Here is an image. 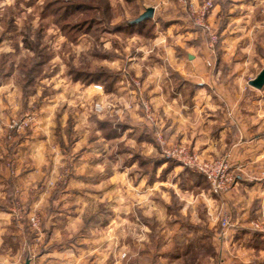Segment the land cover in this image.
Wrapping results in <instances>:
<instances>
[{
	"label": "crops",
	"instance_id": "crops-1",
	"mask_svg": "<svg viewBox=\"0 0 264 264\" xmlns=\"http://www.w3.org/2000/svg\"><path fill=\"white\" fill-rule=\"evenodd\" d=\"M126 1L139 5L141 15L147 9L154 8L152 21L156 30L154 38L149 40L141 34H112V38L120 39L122 36L133 43L131 46L135 52L128 54L127 63L122 69L113 67V70L121 72L126 69L132 77L141 80L145 95L152 102L156 114V133H162L171 143L188 145L206 158L229 156L237 173V183L228 193L217 196L199 184L191 183L195 188H187L185 180L177 178L171 185L175 191L170 194V201L167 194L160 193L163 201L158 206L152 204L150 198V192L155 190L154 184H148L149 188L141 192L139 190H143L142 186L147 184L146 178L138 183L135 179H124L133 191L122 200L119 195L113 197L115 199L110 206L111 228L119 233L121 221L129 216L135 204L141 208L144 217L151 216L153 212L149 209L152 206L166 219H174L167 223L170 229L183 228L182 231L188 232L189 241L175 244L177 251H183L178 258H191L193 251L204 250L207 243L212 253L203 255L202 260L199 258L198 264H264V231L254 234L252 229V221L264 216V180L261 178L264 173V88L257 90L245 83L249 73L248 60L230 63L229 37L223 39L217 55L211 52L206 36L189 22L184 8L176 0H146L154 4H146L145 0ZM191 1L198 4L202 0ZM216 10L210 17L211 24L216 21ZM164 24L167 26L163 27ZM120 61L123 60L117 57L112 63ZM210 61L215 63L212 68L205 65ZM128 79L119 77L110 94L96 91L94 85L92 88L97 92L95 101L105 103L109 96L116 99L122 107L116 108L117 117L114 119L117 120H112V123L122 122L131 146L138 142L153 147L145 137L144 140L140 139L142 142L137 139L139 133H143L139 131V125L146 127L147 124L138 111V104H135L133 85ZM82 89V85L75 83L64 89L60 96L71 106L74 102L71 96H78L77 91ZM85 92L82 90L80 96ZM19 94H22L20 102ZM14 96L16 105L10 102ZM23 96L18 88L12 91L9 80L0 83V264H26L28 260L31 264H104L103 246L93 241L94 232L103 229L102 226L98 227L97 221L93 222V217L99 215L98 202L103 200L87 191L78 193L73 187L78 184L85 187L108 185L114 191L115 186H119L121 174L134 168L135 164L121 173L118 161L102 167L101 163H90L91 159H86L88 161L74 167L78 177L61 182L54 176L67 163L60 148L61 143L71 141L73 134H78L81 137H78L79 141L73 149L84 148L88 143L84 153L96 155L102 151L106 139L103 125L109 121L101 119L95 137L88 140L84 125L86 121L82 117L69 126L70 132L55 133V127L50 125L53 116L49 114L43 117L46 121L35 118L31 133L13 134L11 137L3 132L8 116L13 117L17 112L21 116L26 109H31L32 101H24ZM51 97L49 103L55 108V96ZM66 114L64 126L68 124ZM147 128V133H154L153 128L148 125ZM47 153L55 156V166L48 171L53 175L51 178L43 173L46 166L52 164L44 161ZM88 170H92L96 177H89ZM167 180L158 183L163 186ZM173 196L175 201L180 202L174 210L171 207ZM78 200L84 206L80 211H76L78 209L75 207V204H79ZM121 201L129 204H120ZM220 208L232 213V226L226 230L218 224ZM199 211H203L202 216L198 214ZM32 217H38L43 227L39 235L31 227L29 220ZM189 217L192 223L190 229H185L180 221ZM85 218L92 223L85 232L92 235H83L81 240L72 241L68 234L77 233ZM194 219L198 222H193ZM223 232L225 234L221 236ZM199 235L202 236L200 241H205H198ZM193 238L196 239L194 244L190 242ZM164 245L168 247L171 242ZM116 250L115 257H111L108 264H121L119 246ZM142 256L148 254L143 251ZM198 256H194L195 259ZM159 259L167 261L169 258L166 254L159 256ZM124 264L140 263H130L128 259Z\"/></svg>",
	"mask_w": 264,
	"mask_h": 264
},
{
	"label": "rangeland",
	"instance_id": "rangeland-1",
	"mask_svg": "<svg viewBox=\"0 0 264 264\" xmlns=\"http://www.w3.org/2000/svg\"><path fill=\"white\" fill-rule=\"evenodd\" d=\"M213 2L217 14L216 21L213 22L212 26L213 32L218 36V42L214 49L210 50L217 55L216 52L219 49L217 47L220 46L224 38L229 37L231 44L229 61L234 64L235 61L243 60L246 62L248 60L249 73L245 78V83L248 84L254 76L257 77L264 69V0H213ZM145 3L154 4V2L148 3L146 0ZM98 4H102L104 8L101 14H97L95 11L87 12L90 6L95 7ZM138 6L137 4L128 3L126 0H0V83L9 80L12 91L14 88H18L19 92H23L24 101H32L30 103L31 109H26L21 116L18 112L13 117L8 116L9 120L4 126L3 132L11 137L13 134H29L33 131L36 117L46 121L43 117L46 118L50 114L53 116L50 125L55 127V133L70 132L68 130L69 126L82 117L86 121L84 125L86 126L85 131H87L84 133L88 135V140H91L96 135V128L100 127L101 119L108 120L109 122L103 125V135L106 139L105 143L102 144V151L97 152L96 155L94 153L92 155L84 153L88 143L84 148L73 149V146L79 141H77L78 137H81L78 134H73L71 141L62 142L60 145L67 163L60 172L57 171L58 175H54L61 179V182L64 179L78 177V171L74 167L88 161L86 159H91L89 160L90 163L99 162L103 165L102 167L106 164L110 166L113 162L115 164L118 161L121 173L128 166L135 164L134 168L128 170L124 175L121 174L122 178L119 186H115L114 191H111L108 185L103 187L88 185L85 187L78 184V186H74L75 188L73 187L78 193L87 191L88 194H94L97 199L103 200L98 202V217H93V222L97 221L98 227L102 226L103 229L94 232L93 241L103 246L104 264H108L112 259L111 257H115L113 255L117 251V246H119L118 253L121 264L127 263L128 259L130 263L138 261L140 264H196L199 258L202 260L203 255H211L212 250L207 243L204 244V250L193 251V255L187 260L178 258L183 251H177L175 245L176 242L189 241L190 237L185 229H190L189 226L192 223L190 217L188 220L182 219L180 221V225H184L185 231H182L183 228L173 230L168 227V222L172 221L173 218L166 219L160 215L159 210H154L152 206L149 209L153 212L150 213L151 216H148L149 218L144 217L141 208L138 204H135V208L128 214L129 216L125 214L126 219L121 221L119 233L111 228L112 213L110 206L112 200L115 199L113 197L119 195L120 200H122L124 196L133 191L132 186H129L124 179H135L138 183L141 179L146 178L147 184L142 186L141 189L143 190H139L141 192L154 184L155 190L150 192V198L152 199L151 203L158 206L163 201V198L159 196L160 193L167 194V199L170 201V194L175 191L174 186L171 185L177 178L185 180L184 184L187 188H195V185L193 187L191 183L199 184L212 193L209 184L202 175L182 166L178 161L164 156V147L160 143V137L170 145L181 143H171L162 133H156L157 119H155V123L147 121L141 104L143 100L149 101L151 105L152 102L145 95L141 80L132 77V74L126 69L121 72L116 69H114L116 71L113 70V67L123 68L127 63L126 57L128 54L133 53L134 49L131 46L133 43L128 42L126 38L122 36L120 39L112 38L111 35L114 34L112 33V26L117 24L118 21L121 23L123 20L133 21L137 19L141 15ZM183 10L185 11V9ZM185 14L193 25L190 15L186 11ZM98 19L102 20L104 25L100 24L97 21ZM233 20L236 22H233ZM155 30L153 26L145 29L139 27L135 29V34H141L144 39L149 40L154 38ZM202 33L206 36L210 45L208 35L203 31ZM223 34L226 36H223ZM117 57L123 61L113 64L112 60ZM214 64L210 61L206 62L205 65L212 68ZM33 66L37 67L36 71L30 74V67ZM97 71L107 72L103 75V82H99L104 87L103 92L107 94H110L115 87V84H111L112 72L120 78L127 77L128 80H131L138 111L146 124L154 131V133H147L149 132L147 125L145 124L146 127L139 125V131H143V133H139L137 139L144 140L145 137L146 141L153 144V147L143 146L142 143L138 142L136 145L131 146L132 142L129 141V134L126 133L122 122L112 123V120H117L114 119L117 117L116 108L118 106L122 107L112 96H109L105 103L104 101L101 102L103 105L102 110L96 108L95 104L98 101H95V93L97 92L92 87L98 84H90V81ZM75 83L82 85L84 88L82 90H85L86 94L80 96L82 90H78V96H71V100H74V102L71 106H68L67 100H64V97L60 95L63 94L64 89ZM136 83L141 85V89H136ZM37 92H39L38 96L36 95ZM51 95L55 96L56 99L55 108L48 100L52 98ZM20 96L22 94L18 96L19 102ZM5 101L9 102L8 99H5ZM10 102L16 105V96ZM65 114L69 117L66 126H64ZM122 117L126 118V115ZM15 119L29 121V127L23 130L11 131L8 125ZM89 122H91V125H89ZM0 124L2 125L1 122ZM83 157L86 158L83 159ZM54 158L55 156L52 153H47L44 158L47 163H52L48 164L49 166L47 165L46 169L43 170V173L47 174L46 176L49 178L53 176L52 173H49V170L55 166ZM104 172H107V168ZM87 174L89 177H96L92 170ZM166 179H168L166 185L162 184L163 186H160L161 184L158 181L161 182ZM78 203L75 204L76 209H78L76 211H80L84 207L79 200ZM172 203V210L180 205V202L175 201L174 196ZM120 204L127 205L129 203L121 201ZM201 210H204V208L202 207ZM154 212L157 214H154ZM198 214L202 216L203 211H199ZM222 214L223 209L220 210L219 214V227H222ZM88 220V218L83 220L77 233L68 234L72 241L81 240L83 235H92V233L85 232V230H89L86 227L92 225ZM258 220L261 219L258 218L255 221ZM255 221H252V224ZM193 222L198 221L194 219ZM40 225L39 229L34 231L36 235L41 234L43 230L42 225ZM201 237L199 235L198 241ZM167 242H171V245L164 247V243L167 245ZM143 251L148 256L140 257ZM166 254L169 259L160 261L159 256ZM194 256H198V258L195 259Z\"/></svg>",
	"mask_w": 264,
	"mask_h": 264
},
{
	"label": "built area",
	"instance_id": "built-area-1",
	"mask_svg": "<svg viewBox=\"0 0 264 264\" xmlns=\"http://www.w3.org/2000/svg\"><path fill=\"white\" fill-rule=\"evenodd\" d=\"M185 11L190 15L193 25L201 29L209 37L210 49L213 50L218 42V36L213 32V26L210 22V17L214 11L213 0H203L201 3L195 4L191 0H176ZM211 65L210 63H208ZM136 89H141L139 83L135 84ZM94 89L103 92V86L95 85ZM142 109L148 122L155 123L154 109L149 101H142ZM98 110L103 109L101 102L95 104ZM29 127V121H22L19 119L12 120L8 125L11 131L23 130ZM160 143L164 147L163 154L169 159L178 161L182 166L191 169L202 175L210 186L213 194L222 196L228 193L237 183V174L229 161V156L219 159L206 158L202 154L193 150L185 144L170 145L161 137ZM264 180V173L261 176ZM264 218V217H263ZM262 218V219H263ZM253 222L252 227L258 231H264V219ZM232 213L230 210L223 211L221 225L222 229L226 230L232 226ZM31 226L38 230L40 221L37 217L30 218ZM225 232L221 233L224 236Z\"/></svg>",
	"mask_w": 264,
	"mask_h": 264
},
{
	"label": "trees",
	"instance_id": "trees-1",
	"mask_svg": "<svg viewBox=\"0 0 264 264\" xmlns=\"http://www.w3.org/2000/svg\"><path fill=\"white\" fill-rule=\"evenodd\" d=\"M128 1H130V0H128ZM104 10V8H103V5L102 4H98V5H95V7L93 6H90L88 9H87V12L89 11H95V13H102V11ZM97 21H99V23L100 24H103L104 25V23H103V21L102 20H97ZM134 21V20H133ZM133 21L132 20H123L121 23H119V24H115V25H113L112 27V33H114V34H125V35H132V34H135L136 33V31H135V29L136 28H141V29H145L146 27H151V26H153V29L155 28V25L153 24V21L152 20H148V21H144V22H142V23H140V24H134L133 23ZM165 26H167V25H163V27H165ZM196 29L197 30H201V29H199V28H197L196 27ZM202 31V30H201ZM218 48V47H217ZM36 68L37 67H35V66H33V67H30V71H29V73L30 74H33V73H35V71H36ZM104 73H106L107 74V72H104V71H97V72H95L94 73V76H92V79H91V81H90V84H99V82H101L102 81V79H104L103 77V75H104ZM111 75H112V79H111V84H115L116 83V81L118 80V78H119V76L117 75V74H114L113 72L111 73ZM103 82V81H102ZM203 177V176H202ZM254 231V234H256V233H259L260 231H258V230H255L254 228H252ZM190 242L192 243V244H194V242H195V239H192V240H190Z\"/></svg>",
	"mask_w": 264,
	"mask_h": 264
},
{
	"label": "water",
	"instance_id": "water-1",
	"mask_svg": "<svg viewBox=\"0 0 264 264\" xmlns=\"http://www.w3.org/2000/svg\"><path fill=\"white\" fill-rule=\"evenodd\" d=\"M154 15H155V9L149 8L141 16L135 19L133 23L140 24L144 21L152 20L154 18ZM249 85L257 90H262L264 88V69L255 79L249 82ZM26 264H31V262L28 260L26 261Z\"/></svg>",
	"mask_w": 264,
	"mask_h": 264
}]
</instances>
